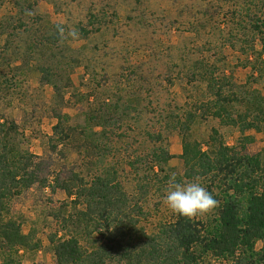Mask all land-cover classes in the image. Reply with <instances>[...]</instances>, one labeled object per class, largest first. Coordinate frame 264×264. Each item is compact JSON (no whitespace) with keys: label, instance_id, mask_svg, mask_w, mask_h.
<instances>
[{"label":"rangeland","instance_id":"374dc122","mask_svg":"<svg viewBox=\"0 0 264 264\" xmlns=\"http://www.w3.org/2000/svg\"><path fill=\"white\" fill-rule=\"evenodd\" d=\"M208 68L242 87L240 96L264 95V0H0V123L18 127L14 145L34 156L39 177L5 201L3 219L21 225L30 247L13 254L3 246L0 264H57L50 239L74 235L76 225L64 219L86 209L62 187L76 190L79 179L89 186L108 171L142 207L147 233L173 222L177 214L164 204L169 178L196 180L184 176L185 131L204 151L222 140L261 154L264 164L263 123L242 135L201 108L210 99ZM96 113L106 125L105 153L87 143L102 131ZM188 113L195 115L189 130L171 125ZM59 115L75 129L69 140L54 134ZM160 148L171 155L164 173L151 169ZM217 206L192 219L207 223Z\"/></svg>","mask_w":264,"mask_h":264},{"label":"trees","instance_id":"16d2710c","mask_svg":"<svg viewBox=\"0 0 264 264\" xmlns=\"http://www.w3.org/2000/svg\"><path fill=\"white\" fill-rule=\"evenodd\" d=\"M204 75L210 97L201 104L204 112L222 124L239 128L242 135L248 130L259 131L264 124V95L256 92L240 96L238 88L242 87L229 77L216 76L209 68L204 70ZM235 104H245L246 110L235 111ZM96 114L92 116L95 126H103L102 131H91L87 143L99 153H105L106 125L102 122L104 117ZM182 119L171 125L189 130L195 115L188 113ZM57 120L54 134L60 140H69L74 127H66L67 116L59 115ZM17 130L14 123H0V249L7 246V251L13 254L19 248L30 247V237L22 233L20 224L3 219L5 201L39 181L34 156L14 145L19 135ZM181 134L184 176L208 181L206 189L218 202L217 214L207 223L177 214L173 222L160 224L158 231L150 234L140 227V217H145L142 207L128 197L120 183L111 177V171L97 176L89 186L79 179L76 190L70 185L62 187L70 197L75 196L76 204L85 203L86 209L70 220L64 219L65 226L76 225L74 235L50 239L57 264H204L209 257L236 260L239 264H264V247L260 251L255 249V243L264 240L261 154L240 153L222 140H216L215 147L204 151L198 143L188 141L186 131ZM151 157V169L157 166L164 173V165L171 159L168 150L160 148Z\"/></svg>","mask_w":264,"mask_h":264},{"label":"clouds","instance_id":"9594fccd","mask_svg":"<svg viewBox=\"0 0 264 264\" xmlns=\"http://www.w3.org/2000/svg\"><path fill=\"white\" fill-rule=\"evenodd\" d=\"M60 31L63 32V29H60ZM68 34L73 39L78 37L76 31H70ZM164 204L173 213L185 218H192L211 212L218 202L199 179L180 183L177 182L176 176L173 174L168 180Z\"/></svg>","mask_w":264,"mask_h":264}]
</instances>
